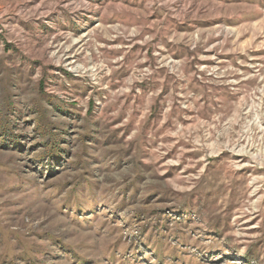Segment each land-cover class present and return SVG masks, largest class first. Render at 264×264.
I'll return each mask as SVG.
<instances>
[{"label": "rangeland", "instance_id": "1", "mask_svg": "<svg viewBox=\"0 0 264 264\" xmlns=\"http://www.w3.org/2000/svg\"><path fill=\"white\" fill-rule=\"evenodd\" d=\"M0 264H264V0H0Z\"/></svg>", "mask_w": 264, "mask_h": 264}]
</instances>
